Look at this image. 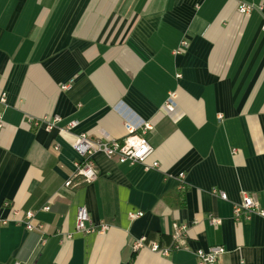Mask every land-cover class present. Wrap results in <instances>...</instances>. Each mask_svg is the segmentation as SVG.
<instances>
[{
  "label": "crops",
  "instance_id": "obj_1",
  "mask_svg": "<svg viewBox=\"0 0 264 264\" xmlns=\"http://www.w3.org/2000/svg\"><path fill=\"white\" fill-rule=\"evenodd\" d=\"M263 25L264 0H0V264H197L215 245L220 264H264V218L233 211L244 195L264 208ZM46 116L62 122L33 124ZM127 124L153 127L145 165L99 153L98 179L66 187L77 135L123 139ZM80 207L110 230L77 232ZM28 210L46 234L26 229ZM175 223L186 248L135 250L170 245Z\"/></svg>",
  "mask_w": 264,
  "mask_h": 264
},
{
  "label": "built area",
  "instance_id": "obj_2",
  "mask_svg": "<svg viewBox=\"0 0 264 264\" xmlns=\"http://www.w3.org/2000/svg\"><path fill=\"white\" fill-rule=\"evenodd\" d=\"M256 7L252 4L245 3L241 1L239 3V12L241 14H249ZM264 30V25H263ZM182 46H186L187 42L183 41ZM70 86L66 85L63 88L68 89ZM175 94H171L170 98L165 103V109L169 113H173L176 109L175 107ZM7 106V93L3 92L0 94V131L5 126L3 108ZM62 118L59 116H46L43 119L34 120L33 124L35 126H45L49 131H52L60 125ZM77 126V122H70L66 131H71ZM127 135L123 139H90L86 134L77 135L76 140L73 143V148L76 153L80 156V161L75 163V169L72 176L66 181V187H75L79 183L74 182L76 179H81L83 183H93L98 179V168L94 161L95 155L101 153L110 159L117 160L120 164L128 163L130 165H145V163L154 154V148L149 143L146 135L153 127L149 124L137 129L131 124H127ZM159 163L154 161L151 166H145L147 169L157 168ZM183 178L184 176L181 175ZM213 194H218L221 199L228 200L227 193L223 191H218L217 189L212 190ZM10 206L9 203L6 204ZM44 210L49 211L50 207H45ZM234 217L236 221H242L252 215H259L264 218V208L260 205L259 201L251 195H244L243 200L237 203L233 207ZM14 217L21 214V211L14 210ZM144 215L143 212L131 213V219H137ZM9 220H4L3 224H7ZM16 221V219L14 220ZM21 222L25 225L29 232H39L46 234V227L36 222L35 212L28 210L24 212L23 219ZM213 224H218V219H211ZM173 232V242L170 245L162 246L158 242L149 241L148 238L143 237L136 241L135 250L149 249L150 251L156 252L162 256H169L175 251L182 250L187 247V226L184 224L175 223ZM110 230L107 224L94 225L91 220L89 211L86 207H80L77 211L76 219V231L79 233L91 234L100 233L104 234ZM69 238L71 235L68 236ZM44 243L45 240L43 239ZM226 253L225 247L221 245H215L207 250H197L195 256L197 259V264H220V258ZM19 264V263H15Z\"/></svg>",
  "mask_w": 264,
  "mask_h": 264
},
{
  "label": "trees",
  "instance_id": "obj_3",
  "mask_svg": "<svg viewBox=\"0 0 264 264\" xmlns=\"http://www.w3.org/2000/svg\"><path fill=\"white\" fill-rule=\"evenodd\" d=\"M149 240V239H148Z\"/></svg>",
  "mask_w": 264,
  "mask_h": 264
}]
</instances>
